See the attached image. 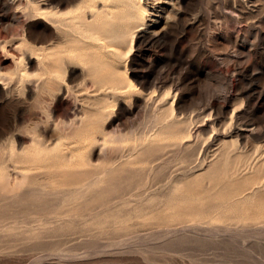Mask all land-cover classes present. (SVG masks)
<instances>
[{"label": "rangeland", "instance_id": "1", "mask_svg": "<svg viewBox=\"0 0 264 264\" xmlns=\"http://www.w3.org/2000/svg\"><path fill=\"white\" fill-rule=\"evenodd\" d=\"M174 1L0 0V264H264V0Z\"/></svg>", "mask_w": 264, "mask_h": 264}, {"label": "bare ground", "instance_id": "2", "mask_svg": "<svg viewBox=\"0 0 264 264\" xmlns=\"http://www.w3.org/2000/svg\"><path fill=\"white\" fill-rule=\"evenodd\" d=\"M84 1H88L89 5L87 3H86V5H88L89 7H92V9L94 7L96 8L97 2L100 3V5H101L100 16L104 17V18H105V16L109 17L108 20H105L103 22L104 24L112 25V24H115V22H117L118 18H120V19L123 18L124 21H123V19L121 21H123L125 23V26H127V27H128V24L129 25L131 24V22H133V24H137V26H139V27L141 26L142 29L144 30L143 31L144 34L146 35V39H148V41H150L151 43H153L154 41L158 42V40L163 39L165 37V35L167 34V32L173 27L175 22L179 19V13H178V11H176L174 9L175 8V1L174 0H100V1L84 0ZM164 3H166L168 5L170 4V8L167 9V6L163 5ZM81 11H79V12H81ZM81 15H78V16L81 17ZM57 17L58 16H56V17H53V16L50 17L49 16L50 20L63 23L64 26H67V27L68 26H74L75 24H77L76 23L77 21L76 22L74 21L75 19L74 20H68L66 22V21H62L60 19V17H58V18ZM146 18L149 19V21H150L149 23H147ZM75 26H76V28L79 27V25H75ZM157 26H160V28L157 29ZM134 28H135V25H134ZM81 30H83V29H80V31ZM129 84L132 85L131 82H129ZM58 149H59V147H58ZM60 156L62 158L63 153ZM259 217H257V218H259ZM171 227H172V225H171Z\"/></svg>", "mask_w": 264, "mask_h": 264}]
</instances>
